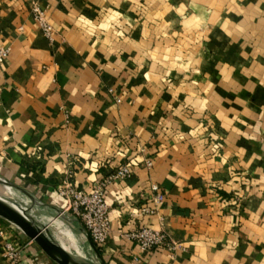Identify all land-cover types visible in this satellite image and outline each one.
Instances as JSON below:
<instances>
[{"label": "crops", "instance_id": "obj_1", "mask_svg": "<svg viewBox=\"0 0 264 264\" xmlns=\"http://www.w3.org/2000/svg\"><path fill=\"white\" fill-rule=\"evenodd\" d=\"M0 46V193L63 248L98 262L78 222L56 219L63 181L90 191L125 164L105 194V264H264V0H0ZM143 202L156 213L131 222ZM142 225L179 248L141 251L126 235ZM1 230L20 264H57Z\"/></svg>", "mask_w": 264, "mask_h": 264}, {"label": "built area", "instance_id": "obj_2", "mask_svg": "<svg viewBox=\"0 0 264 264\" xmlns=\"http://www.w3.org/2000/svg\"><path fill=\"white\" fill-rule=\"evenodd\" d=\"M35 18L39 24L45 37L51 41L52 28L48 24L44 14L38 7L33 8ZM4 49L0 46V63H2L5 56ZM214 141L216 138L211 137ZM151 159H145L143 165L147 168L152 166ZM131 173L130 168L121 164L115 172L105 178L97 179L90 191H84L73 186L69 181H63L61 187L58 189L60 196L66 200V206L58 212L56 218H71L78 222L80 227L88 234L94 245L98 250L107 241L111 233V222L109 218V205L106 202L107 187L113 183H122L129 177ZM151 198L150 200L155 205L161 204L164 200L163 190L156 184H150L148 188ZM145 190L140 194L142 200L145 195ZM225 205L239 206L240 198L237 193L228 200L222 199ZM133 208V204L131 203ZM130 207V208H131ZM156 213L155 207H150L146 203L140 204L136 212H131V222L138 218H147ZM36 218L42 223L43 218L36 215ZM43 224V223H42ZM44 225V224H43ZM44 228H47L44 225ZM20 229L12 224V231ZM131 240L136 242L141 251H162L165 250L170 254L179 248V243L174 241L170 235L164 230H157L148 225H142L138 228L131 230L127 235ZM0 246L5 264H20L21 256L20 250L6 237L4 231H0Z\"/></svg>", "mask_w": 264, "mask_h": 264}, {"label": "water", "instance_id": "obj_3", "mask_svg": "<svg viewBox=\"0 0 264 264\" xmlns=\"http://www.w3.org/2000/svg\"><path fill=\"white\" fill-rule=\"evenodd\" d=\"M0 183L5 186L9 184L0 178ZM32 206L23 202H17L4 195L0 194V217L17 226L28 238L54 262L57 264H105L99 250L92 242L88 234L91 247L93 248L98 262L95 263L84 257H79L68 252L63 248L50 234L47 228L36 218ZM67 220H74L71 218H64ZM80 226V225H79Z\"/></svg>", "mask_w": 264, "mask_h": 264}, {"label": "rangeland", "instance_id": "obj_4", "mask_svg": "<svg viewBox=\"0 0 264 264\" xmlns=\"http://www.w3.org/2000/svg\"><path fill=\"white\" fill-rule=\"evenodd\" d=\"M229 6H230V4H228L225 8H224V10H227V9H229ZM208 11H209V13H211L212 14V9L211 8H209L208 7ZM210 15V14H209ZM213 20V19H212ZM211 20V21H212ZM214 24V23H213ZM209 26H212V25H209Z\"/></svg>", "mask_w": 264, "mask_h": 264}, {"label": "bare ground", "instance_id": "obj_5", "mask_svg": "<svg viewBox=\"0 0 264 264\" xmlns=\"http://www.w3.org/2000/svg\"><path fill=\"white\" fill-rule=\"evenodd\" d=\"M1 194V193H0ZM57 219V218H56ZM50 224V223H49ZM67 230V229H66ZM56 233V232H55ZM67 236H69V232H65ZM70 247V246H69ZM70 249V248H69ZM78 252V251H77Z\"/></svg>", "mask_w": 264, "mask_h": 264}]
</instances>
